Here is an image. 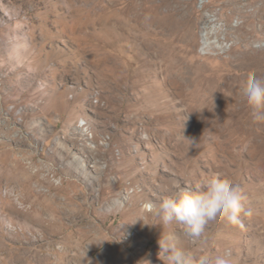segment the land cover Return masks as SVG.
<instances>
[{
  "label": "rangeland",
  "instance_id": "374dc122",
  "mask_svg": "<svg viewBox=\"0 0 264 264\" xmlns=\"http://www.w3.org/2000/svg\"><path fill=\"white\" fill-rule=\"evenodd\" d=\"M250 70L264 78V0H0L2 264H163L168 233L195 264H264ZM216 172L241 191L239 224L197 238L156 215Z\"/></svg>",
  "mask_w": 264,
  "mask_h": 264
},
{
  "label": "clouds",
  "instance_id": "9594fccd",
  "mask_svg": "<svg viewBox=\"0 0 264 264\" xmlns=\"http://www.w3.org/2000/svg\"><path fill=\"white\" fill-rule=\"evenodd\" d=\"M241 95L253 119L264 122V78L258 77L255 71H248L241 85ZM242 200L239 187L216 172L202 178L194 188L181 189L175 196L163 197L154 208L164 223L175 220L183 225L187 235L198 238L204 233L206 225L217 218L239 224L240 215L244 212ZM157 243L158 257L163 264H195L175 234H164ZM198 264H209V257L201 256ZM215 264H229V261L217 257Z\"/></svg>",
  "mask_w": 264,
  "mask_h": 264
},
{
  "label": "bare ground",
  "instance_id": "6f19581e",
  "mask_svg": "<svg viewBox=\"0 0 264 264\" xmlns=\"http://www.w3.org/2000/svg\"><path fill=\"white\" fill-rule=\"evenodd\" d=\"M203 17V16H202ZM205 18V17H204ZM205 23H206V21H205ZM212 23V22H211ZM124 30H126V28L123 26V25H121V24H117V25H114L113 26V33L115 34V36L114 37H118L119 35H120V33L122 32V31H124ZM185 33V32H184ZM206 33H208V32H205V35H206ZM182 35V34H181ZM204 34H203V36H205ZM188 36H190V35H188ZM187 37V36H186ZM181 38V37H180ZM118 39V38H117ZM144 39V38H143ZM180 40V39H179ZM143 41V40H142ZM165 68H167V66H165ZM25 170H27V167H25ZM31 176H32V174L31 175H29L27 178H24L22 181H23V183H24V185L26 186V187H30V182H31ZM42 182H45V180H44V178H42ZM29 189V188H28ZM33 191H34V193H35V198H37L38 200L39 199H41V198H43V196H44V193L43 192H40L39 190H34L33 189ZM115 202H113V203H121V201H119V200H114ZM1 248V247H0ZM2 253H1V249H0V264H2V262H3V258H2ZM109 263H111V261H104V260H100V263L99 264H109Z\"/></svg>",
  "mask_w": 264,
  "mask_h": 264
}]
</instances>
